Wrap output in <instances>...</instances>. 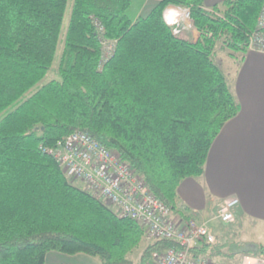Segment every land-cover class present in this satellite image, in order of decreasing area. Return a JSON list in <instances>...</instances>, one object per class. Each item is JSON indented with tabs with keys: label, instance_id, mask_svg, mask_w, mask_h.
<instances>
[{
	"label": "trees",
	"instance_id": "trees-1",
	"mask_svg": "<svg viewBox=\"0 0 264 264\" xmlns=\"http://www.w3.org/2000/svg\"><path fill=\"white\" fill-rule=\"evenodd\" d=\"M155 1L132 21L131 0H0V264H44L49 252L135 264L140 226L70 184L40 151L77 131L116 151L187 221L178 188L202 175L214 140L239 112L215 45L244 51L263 0H224L210 10L205 0ZM170 7L189 10L196 42L167 25ZM95 19L115 42L101 66ZM61 40L59 80L39 86ZM167 248L180 249L149 243L137 264Z\"/></svg>",
	"mask_w": 264,
	"mask_h": 264
},
{
	"label": "crops",
	"instance_id": "crops-1",
	"mask_svg": "<svg viewBox=\"0 0 264 264\" xmlns=\"http://www.w3.org/2000/svg\"><path fill=\"white\" fill-rule=\"evenodd\" d=\"M223 1L205 0L204 8L210 10ZM171 9L176 8L170 7L164 13L168 20L173 16ZM184 37L194 43L199 33L186 31ZM219 48L216 45L214 59L216 53H226L225 60L221 59L218 66L221 70L227 69L224 75L239 112L214 140L202 175L180 184L177 205L187 218L191 212H197V220L206 221L215 235L213 244L199 241L191 247L189 257L192 260L241 264L244 256L253 255L259 247H264V55ZM230 198H237L239 205L234 221L224 225L215 219V213L219 204ZM175 217L180 224L185 222ZM147 245L149 243L143 239L136 249V259H132L135 264ZM44 264L102 263L86 254L49 252Z\"/></svg>",
	"mask_w": 264,
	"mask_h": 264
},
{
	"label": "built area",
	"instance_id": "built-area-1",
	"mask_svg": "<svg viewBox=\"0 0 264 264\" xmlns=\"http://www.w3.org/2000/svg\"><path fill=\"white\" fill-rule=\"evenodd\" d=\"M175 14L171 20L165 18L175 35H183L184 31L192 29L188 9H175ZM93 25L100 36L101 66L114 53L115 42L104 39V27L100 21L93 20ZM245 51L264 55V0L256 27L247 35ZM40 151L54 159L69 182L80 183L86 193L110 208L118 218L137 223L146 242L173 241L179 244L180 249L155 252L150 264H209L205 259L192 260L189 257L191 247L197 242H215L208 223L198 221V213L191 212L187 221L180 224L153 195L144 178L116 151L105 148L81 131L70 134L54 147L40 146ZM238 205L237 198L224 200L217 208L215 219L224 225L232 223ZM241 264H264V254L246 255Z\"/></svg>",
	"mask_w": 264,
	"mask_h": 264
},
{
	"label": "rangeland",
	"instance_id": "rangeland-1",
	"mask_svg": "<svg viewBox=\"0 0 264 264\" xmlns=\"http://www.w3.org/2000/svg\"><path fill=\"white\" fill-rule=\"evenodd\" d=\"M155 3H156L155 0H131V7L126 12V14H127L128 18L130 20L135 21L138 17L145 16L149 12V10H151V8L155 5ZM68 15L69 14L67 13L66 16H65V18H64V27L67 26V23H68ZM175 17H176V14L173 12V16H172L171 19H173ZM185 26L186 25H184L183 27H185ZM191 30H193V29H191ZM183 33H184L183 36H185L186 31H184ZM216 45L219 46L220 48L223 47V48L227 49V47L224 46L221 42L216 43ZM216 45H215V47H216ZM62 47H63V44H62V40H61L60 43H59V45H58V50H57L56 59L54 61V64L52 65V68L48 72V74L46 75V77L42 80V82H40L39 86L48 83L50 80H59V76H58V64H59V59H60L61 52H62ZM227 50L230 51L229 49H227ZM225 54L226 53H220V52L216 53V58H215L216 60H215V62H216L217 65L220 64V60L221 59L222 60H225L224 59V58H226ZM240 60H241V58H240ZM222 71H223L224 74H227V69L225 67L222 68ZM69 183L72 184L71 182H69ZM72 185H75V186H77V187H79V188L82 189V185L80 183H76V184H72ZM136 255H137V250H135L133 252V254L131 256V259H134L135 260L136 259Z\"/></svg>",
	"mask_w": 264,
	"mask_h": 264
}]
</instances>
